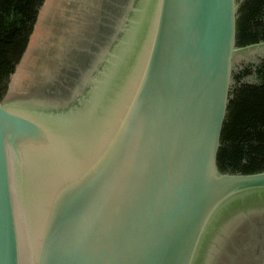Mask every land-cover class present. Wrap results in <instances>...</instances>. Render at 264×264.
I'll return each mask as SVG.
<instances>
[{"label": "water", "instance_id": "95a60500", "mask_svg": "<svg viewBox=\"0 0 264 264\" xmlns=\"http://www.w3.org/2000/svg\"><path fill=\"white\" fill-rule=\"evenodd\" d=\"M238 7L137 0L111 98L104 75L66 113L0 100V264H212L264 200V171L218 166L234 55L264 44L236 45Z\"/></svg>", "mask_w": 264, "mask_h": 264}, {"label": "rangeland", "instance_id": "374dc122", "mask_svg": "<svg viewBox=\"0 0 264 264\" xmlns=\"http://www.w3.org/2000/svg\"><path fill=\"white\" fill-rule=\"evenodd\" d=\"M116 2L118 0H43L26 49L6 79L0 100L29 102L53 112H70V107L64 106L65 99L74 97L76 82L98 54L103 23L115 11L109 8L117 5ZM262 60L264 44L236 52L233 75ZM253 81L254 76L249 74L240 82ZM260 262L264 264V258Z\"/></svg>", "mask_w": 264, "mask_h": 264}, {"label": "trees", "instance_id": "16d2710c", "mask_svg": "<svg viewBox=\"0 0 264 264\" xmlns=\"http://www.w3.org/2000/svg\"><path fill=\"white\" fill-rule=\"evenodd\" d=\"M43 0H0V99L26 49ZM264 41V0H239L236 45ZM252 74V83L241 79ZM218 166L228 173L264 171V60L233 76Z\"/></svg>", "mask_w": 264, "mask_h": 264}, {"label": "flooded vegetation", "instance_id": "af4514ba", "mask_svg": "<svg viewBox=\"0 0 264 264\" xmlns=\"http://www.w3.org/2000/svg\"><path fill=\"white\" fill-rule=\"evenodd\" d=\"M116 3L112 9L109 8L110 11H115L113 14L110 13L103 23L98 54L90 62L88 71H85L83 77H79L76 82L74 97L68 96L64 106L74 108L78 104V97L89 89L88 85L92 80L90 76L96 77L104 69L109 53H115L119 49L121 39L124 37L122 30L125 27L128 29L131 20L135 18L132 10L137 0H118ZM71 93L73 94L72 90ZM256 203L260 204L253 206ZM240 205L231 210L226 239L215 249L212 264H260V259L264 258V200L262 202L247 200Z\"/></svg>", "mask_w": 264, "mask_h": 264}, {"label": "bare ground", "instance_id": "6f19581e", "mask_svg": "<svg viewBox=\"0 0 264 264\" xmlns=\"http://www.w3.org/2000/svg\"><path fill=\"white\" fill-rule=\"evenodd\" d=\"M132 38V37H131ZM133 40V39H132ZM138 41V40H137ZM136 41V43H135V39H134V42L132 41V43H131V47L129 48V52H128V60H131V58H132V60H133V57H134V51H135V48L137 47V44H138V42ZM123 50L121 51V49H120V52L119 53H116L115 52V54L113 55V57L110 59V62L108 63V65L106 66V67H104V71H103V73H102V75L101 76H99L98 78H96V80H95V82L97 83V82H99L100 80H101V78L104 76V75H106L104 78H106V79H108L109 78V82H108V85H109V88H110V90H111V92H108L105 96H103L104 98H106V97H109V95H111L114 91H115V89L118 87V85L121 83L120 81H121V77H120V73H119V75L115 72L116 70H117V68L119 67V65H120V63H121V60H122V58H123ZM120 54V55H119ZM126 58H124V60H125ZM131 60V61H132ZM128 62V61H127ZM129 64H130V62H129ZM129 64H128V66H129ZM110 67L113 69V71H112V73L111 72H109V70H110ZM109 72V73H108ZM123 72H124V70H123ZM110 74H111V76H110ZM122 75V74H121ZM91 78V77H90ZM92 79V82L94 81V79L95 78H91ZM116 86V87H115ZM109 90V89H108ZM101 96V95H100ZM109 98H111V97H109ZM99 99V98H98ZM109 101H110V99H107V100H105L104 102H103V105H104V107L105 108H108L110 105H109ZM56 136H57V138L59 139V136L56 134ZM59 140H61V139H59ZM63 149V148H62ZM64 150V149H63ZM60 152L62 153V154H64V152H65V150L64 151H62V150H60ZM61 157L62 156H58V155H54L53 156V160H52V162H51V167L54 169V168H59V167H62L63 169H64V166H67V164L65 163V162H63L62 160H61ZM66 168V167H65Z\"/></svg>", "mask_w": 264, "mask_h": 264}]
</instances>
